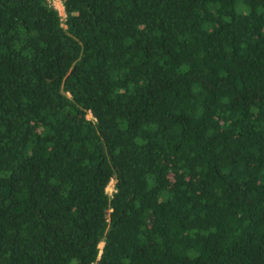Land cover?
<instances>
[{
  "label": "trees",
  "instance_id": "1",
  "mask_svg": "<svg viewBox=\"0 0 264 264\" xmlns=\"http://www.w3.org/2000/svg\"><path fill=\"white\" fill-rule=\"evenodd\" d=\"M61 3L0 0V264H264V0Z\"/></svg>",
  "mask_w": 264,
  "mask_h": 264
},
{
  "label": "rangeland",
  "instance_id": "2",
  "mask_svg": "<svg viewBox=\"0 0 264 264\" xmlns=\"http://www.w3.org/2000/svg\"><path fill=\"white\" fill-rule=\"evenodd\" d=\"M50 3L52 5H54L59 10V13L61 14V16L64 17V11H63V6H62V3H61V0H50ZM112 183H113V180H111L107 184V189L108 190L112 188ZM101 245H102V243H100V246Z\"/></svg>",
  "mask_w": 264,
  "mask_h": 264
},
{
  "label": "built area",
  "instance_id": "3",
  "mask_svg": "<svg viewBox=\"0 0 264 264\" xmlns=\"http://www.w3.org/2000/svg\"><path fill=\"white\" fill-rule=\"evenodd\" d=\"M50 1V0H49ZM114 190V188H113V183H112V188L111 189H107V187H106V191L109 193V194H111V192Z\"/></svg>",
  "mask_w": 264,
  "mask_h": 264
}]
</instances>
